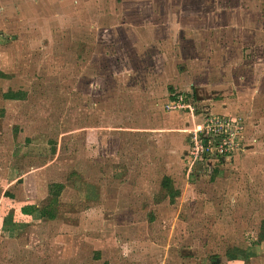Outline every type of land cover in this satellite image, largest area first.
Masks as SVG:
<instances>
[{"label":"rangeland","instance_id":"1","mask_svg":"<svg viewBox=\"0 0 264 264\" xmlns=\"http://www.w3.org/2000/svg\"><path fill=\"white\" fill-rule=\"evenodd\" d=\"M0 3V264H264V0Z\"/></svg>","mask_w":264,"mask_h":264},{"label":"trees","instance_id":"2","mask_svg":"<svg viewBox=\"0 0 264 264\" xmlns=\"http://www.w3.org/2000/svg\"><path fill=\"white\" fill-rule=\"evenodd\" d=\"M1 114H2V111H0V115ZM162 180H163V182H162L163 185L164 186H168V178H167V176H163V179ZM55 187H56V189H54ZM49 188H50L51 193L56 194V193H58L57 190H59L60 188H62V185L59 184V183H55V184H52ZM22 211L25 212V213H29V212H33V211H39V213H40L41 216L46 215L48 218L53 217L52 216L53 215L52 211H50L47 208V206L42 207V208L39 209L37 206L31 205V206L26 207V208L23 207L22 208ZM243 253H244L243 250H237L235 253H230V254L228 252V257H229V259H236L237 256L242 255Z\"/></svg>","mask_w":264,"mask_h":264},{"label":"crops","instance_id":"3","mask_svg":"<svg viewBox=\"0 0 264 264\" xmlns=\"http://www.w3.org/2000/svg\"><path fill=\"white\" fill-rule=\"evenodd\" d=\"M1 2H6L8 0H0ZM22 1V0H21ZM30 1V0H29ZM31 1H34V0H31ZM36 1V6H39V2L41 1L42 4L46 1V0H35ZM58 1L56 4L55 2ZM65 0H52V2L55 4V13H56V16H61L63 14V10H62V4L64 3ZM1 4V3H0ZM9 6L11 5H7V4H2V8L5 9V8H9ZM48 7V6H47ZM58 8V9H57ZM14 14V17H19L20 14H15L14 11H11L7 17H9L10 15ZM33 17V16H32ZM0 111H2V114L0 115V121L3 120V118L5 117L6 115V111H5V106L3 107L2 105H0ZM35 170H32V171H27L25 174V176L27 175H32L34 174ZM58 183V182H56ZM40 196V195H39ZM31 205H35L37 207H39L38 203H28V204H23L20 209L22 211V208L23 207H29ZM36 212V211H35ZM0 227H4V225L2 224V226Z\"/></svg>","mask_w":264,"mask_h":264},{"label":"built area","instance_id":"4","mask_svg":"<svg viewBox=\"0 0 264 264\" xmlns=\"http://www.w3.org/2000/svg\"><path fill=\"white\" fill-rule=\"evenodd\" d=\"M236 137V130H234V131H230V139H232L231 141L233 142L234 140V138Z\"/></svg>","mask_w":264,"mask_h":264}]
</instances>
